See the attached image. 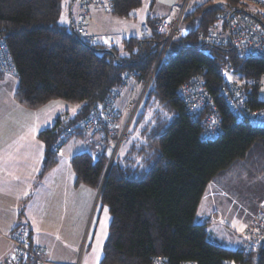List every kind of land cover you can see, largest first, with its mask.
<instances>
[{
	"label": "trees",
	"instance_id": "trees-1",
	"mask_svg": "<svg viewBox=\"0 0 264 264\" xmlns=\"http://www.w3.org/2000/svg\"><path fill=\"white\" fill-rule=\"evenodd\" d=\"M140 4L141 0H110L108 13L128 18ZM247 5L239 0L188 3L182 20L188 33L171 42L142 100L143 107L156 109L136 137L128 136L101 189L98 205L107 209L109 221L99 264H149L153 256L164 257L167 264H264V241L245 254L241 247L210 242L206 225L195 222L199 202L214 178L255 142L264 144V126L240 121L228 110L219 72L228 62L247 101L259 106L264 104L258 98L260 88L247 81L264 74V59L243 58L228 44L197 40L226 7L250 12L264 29V11ZM63 6L62 0H0V35L17 71L5 75L17 78L15 101L29 109L54 99L79 103L74 116L58 118L38 133L45 154L43 171L56 164L57 152L71 138L88 141L78 131L54 148L64 126L97 106L119 84L120 74L132 75L142 84L163 42L154 29L155 20L148 19L146 38L129 35L110 47L92 43L75 32V20L62 21ZM190 77L201 79L210 93L219 120L216 137L203 135L200 117L185 109L178 88ZM110 150L106 144L98 159L88 151L74 154L70 165L76 180L98 188Z\"/></svg>",
	"mask_w": 264,
	"mask_h": 264
},
{
	"label": "crops",
	"instance_id": "crops-1",
	"mask_svg": "<svg viewBox=\"0 0 264 264\" xmlns=\"http://www.w3.org/2000/svg\"><path fill=\"white\" fill-rule=\"evenodd\" d=\"M178 1L157 0L155 4H150L148 13L141 19L134 13L128 18H122L91 6L86 23L90 40L104 47L118 46L122 38L138 35V24H147L148 19L154 21L164 17L170 6ZM72 9L71 0L69 4L64 3L63 22L64 15L69 18V23L76 19ZM16 83L15 76L0 75V260L12 249L7 238L9 232L14 227L22 226L28 230L30 241L45 249L48 264H76L84 240L93 229L96 210L98 214L106 216V221L109 215L105 208L98 205L99 187L78 182L70 165L71 157L84 151L77 146V139L82 138L74 136L76 139L72 144L71 141L65 143L57 152L56 164L43 171L44 147L37 135L41 130L53 126L58 118L51 117L48 122L41 118H37L36 122L28 118L33 137L22 138L23 116L38 109L25 108L15 101L13 95ZM130 84V92L122 103L117 102L119 97L115 101L119 110L118 118L131 93H138L141 89L134 79L127 86ZM260 89L258 98L264 100L261 96L264 84L261 83ZM13 119L17 124L11 122ZM84 141L90 146L86 139ZM217 196L226 198V192L218 190L216 183L211 182L202 199H210L212 213L215 215H218L217 206L222 209L225 205L223 202L221 205L218 203ZM228 207L223 216L228 215ZM229 219L233 222L235 216Z\"/></svg>",
	"mask_w": 264,
	"mask_h": 264
},
{
	"label": "built area",
	"instance_id": "built-area-1",
	"mask_svg": "<svg viewBox=\"0 0 264 264\" xmlns=\"http://www.w3.org/2000/svg\"><path fill=\"white\" fill-rule=\"evenodd\" d=\"M249 2L252 6L264 11V0H239ZM189 0H180L172 4L167 15L154 21V29L163 35L161 46L162 55L170 47L171 42L184 37L188 28L182 25V20ZM78 14L74 23L75 32L82 38L90 40L86 29L89 8L94 6L98 10L111 12L110 0H76ZM140 38H146L150 34V28L146 23L137 25ZM201 42H215L221 45H229L240 57L256 56L264 59V29L260 23L253 18L250 12L235 10L226 7L218 13L216 20L206 32L197 37ZM157 67L154 64L151 75L139 96L127 102L126 108L131 118L139 109L147 86L153 80ZM224 77L225 84L220 93L225 100L228 110L240 121H246L253 126H264V104L254 106L247 101L245 93L231 73L228 62L219 68ZM0 74L16 75L17 71L13 65L11 55L5 39L0 35ZM264 74L259 77L250 78L247 83L250 86H260ZM132 75L120 74L119 84L113 88L104 99L94 108L89 110L80 118L64 126L61 133L53 142L54 148H59L63 143L73 137L78 131L84 133L92 146V157L100 158L104 153L106 144H113L112 155L115 157L117 149L128 138V125L117 130L118 112L115 107L116 96L130 82ZM178 91L181 95L185 109L195 117H200L203 124V135L216 137L219 133V120L216 117L215 108L211 105L210 93L206 90L201 79L190 77L183 82ZM128 118V119H129ZM225 222V219H223ZM239 233L244 236L241 250L250 254L264 241V195L260 199L254 212L248 213L241 225ZM11 243V252L0 264H48L45 249L34 245L30 241L29 232L22 226L14 227L8 234ZM149 264H167L162 256H153ZM183 264H193L190 262ZM256 264V263H252Z\"/></svg>",
	"mask_w": 264,
	"mask_h": 264
},
{
	"label": "rangeland",
	"instance_id": "rangeland-1",
	"mask_svg": "<svg viewBox=\"0 0 264 264\" xmlns=\"http://www.w3.org/2000/svg\"><path fill=\"white\" fill-rule=\"evenodd\" d=\"M69 1L70 0H62V5L64 3L66 4L67 2L69 4ZM152 1L154 0L141 1V4L138 7L131 10L130 15L134 13L138 17V19L145 17L150 9V4H155L157 2V0H155L153 3ZM201 1L202 0H189V3L194 4ZM245 3H247V6L249 7H252L253 5L249 2ZM72 4L73 13L75 16H77V4L75 1ZM62 17L63 12L61 18ZM64 21L69 22V18L67 17V15H64ZM151 72L152 70L149 71L147 77L145 78L142 84H139L137 82L138 86H140L141 89L143 85H146V82L149 76L151 75ZM152 81L147 86L146 93ZM262 84H264V80L262 81ZM130 86L131 84L127 86L126 89L124 87L118 93V95L116 96L119 97L117 102L122 103V100L125 96H127L128 91L130 92ZM141 89L138 91V93H136L137 91L131 93V96L128 97L124 104L122 113H120L119 118L116 120L117 130H120L124 126L128 125L129 137H133L134 135L136 137L138 135V130L144 125V122H147L149 120L150 116H152V113L156 109V107H151L149 104L143 107L141 102L142 107L140 105L141 109L139 108V112L137 111L131 118H129V111L126 108V104L128 101L137 98L139 94L143 91H141ZM261 96L263 98L264 93L261 92ZM78 107L79 103H71L60 99H54L47 102L42 107L38 108V110H31L27 112L25 116H23L24 127L22 128L24 129V134L22 135V138L26 136H30V138L33 137V131L29 129L30 125L28 122L30 121L28 118H31L35 122L37 121V118H41V120H43L44 122H48L50 118L54 116L60 119H64L66 116H74L78 110ZM117 112H119V110H117ZM11 122L14 125L17 124V121L14 119L11 120ZM74 139L76 138L74 137L68 142L71 141L72 144V142H74ZM126 141L127 139L117 149L114 159L118 154H121ZM77 146L81 150L90 151L92 155L93 150H91V147L88 146L84 140L77 139ZM113 148L114 145L111 144V150L109 151L106 167L109 164ZM213 182L216 183V187L218 188V190H221L224 193L226 192V198L217 196V199L219 200L218 203L221 205V203L223 202V204L225 205L224 207H222V209L217 206L218 215H215L214 213H212L210 199H202L195 214V222L204 223L206 225V238L210 242L219 244L230 249H236L242 246V241L244 242V236L239 233L238 227L235 228V226H239L248 213H252L255 211L260 199L264 195V144L261 142H255L247 150V152L242 158L233 162V164L227 170L217 175L214 178ZM227 207L228 215L223 216ZM234 216L235 219L233 220V222H230L229 218ZM223 219H225V222L223 221ZM108 221H106V216H104V214H98L97 209L93 222V229L91 230L89 236H87V239L84 240L85 244L77 257L76 264H97V257H99L100 261L102 255V245L107 235ZM94 230L95 232H93Z\"/></svg>",
	"mask_w": 264,
	"mask_h": 264
},
{
	"label": "water",
	"instance_id": "water-1",
	"mask_svg": "<svg viewBox=\"0 0 264 264\" xmlns=\"http://www.w3.org/2000/svg\"><path fill=\"white\" fill-rule=\"evenodd\" d=\"M73 0H71V2H72ZM70 22H71V20H70ZM110 162V161H109ZM111 163H109L108 165H107V167H106V169H105V171H104V174H103V176H102V178H101V182H100V184H99V188H98V198H99V195H100V192H101V189H102V187H103V184H104V181H105V179H106V176H107V174H108V171H109V169H110V165Z\"/></svg>",
	"mask_w": 264,
	"mask_h": 264
},
{
	"label": "bare ground",
	"instance_id": "bare-ground-1",
	"mask_svg": "<svg viewBox=\"0 0 264 264\" xmlns=\"http://www.w3.org/2000/svg\"><path fill=\"white\" fill-rule=\"evenodd\" d=\"M73 1H74V0H73ZM73 1H72V2H73ZM168 11H169V10H168ZM167 13H168V12H167ZM166 15H167V14H166ZM163 55H164V54H163ZM163 55H162V53L159 54V57H158L157 61L155 62L156 67L159 66V63H160V61H161ZM231 73H232V72H231ZM149 84H150V83H149ZM141 91H142V90H141ZM113 159H114V157L111 156V158H110V162H109V163L112 164Z\"/></svg>",
	"mask_w": 264,
	"mask_h": 264
},
{
	"label": "snow or ice",
	"instance_id": "snow-or-ice-1",
	"mask_svg": "<svg viewBox=\"0 0 264 264\" xmlns=\"http://www.w3.org/2000/svg\"><path fill=\"white\" fill-rule=\"evenodd\" d=\"M105 212H107V209H105ZM105 235H106V233H105ZM98 262H99V257H97V264H98Z\"/></svg>",
	"mask_w": 264,
	"mask_h": 264
}]
</instances>
